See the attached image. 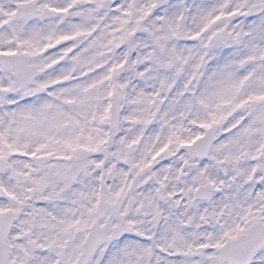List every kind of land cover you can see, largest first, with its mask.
Listing matches in <instances>:
<instances>
[{
  "label": "snow or ice",
  "instance_id": "snow-or-ice-1",
  "mask_svg": "<svg viewBox=\"0 0 264 264\" xmlns=\"http://www.w3.org/2000/svg\"><path fill=\"white\" fill-rule=\"evenodd\" d=\"M0 264H264V0H0Z\"/></svg>",
  "mask_w": 264,
  "mask_h": 264
}]
</instances>
